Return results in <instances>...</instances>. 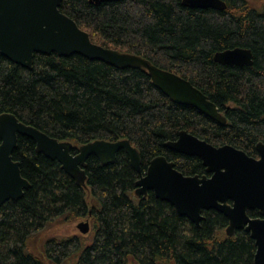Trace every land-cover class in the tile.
<instances>
[{
  "label": "trees",
  "instance_id": "16d2710c",
  "mask_svg": "<svg viewBox=\"0 0 264 264\" xmlns=\"http://www.w3.org/2000/svg\"><path fill=\"white\" fill-rule=\"evenodd\" d=\"M181 1L62 0L59 9L93 43L189 80L218 106L225 125L173 103L143 69L77 54L35 53L31 70L0 55V114L71 142L72 153L94 140L128 139L143 171L163 155L184 175L205 173L199 158L164 147L180 130L256 155V143H264V0H223L224 10ZM235 47L251 50L252 65L213 60L216 52ZM12 158L30 187L0 207V264H254V241L244 230L227 236L222 214L203 211L196 227L151 191L135 196L139 176L122 151L105 166L88 157L84 186L36 152L28 137L18 136ZM248 214L258 216L256 210ZM86 217V234L49 235L57 225Z\"/></svg>",
  "mask_w": 264,
  "mask_h": 264
},
{
  "label": "water",
  "instance_id": "95a60500",
  "mask_svg": "<svg viewBox=\"0 0 264 264\" xmlns=\"http://www.w3.org/2000/svg\"><path fill=\"white\" fill-rule=\"evenodd\" d=\"M62 0H0V55L28 70L32 69L35 53L58 57L81 55L115 68H139L146 71L152 85L173 103L190 106L220 125L226 119L218 106L189 80L155 66L147 59L129 52L106 48L93 43L89 34L73 19L60 11ZM95 4L107 0H90ZM189 8L224 10L223 0H182ZM213 60L225 66L252 65L250 49L235 47L218 51ZM18 136L35 144V150L56 161L60 169L77 186H84L85 161L94 156L102 166L113 164L119 151L128 158L138 173L134 194L146 197L151 191L156 199L169 203L178 215L196 227L204 219L203 211L214 210L227 219L224 233L231 237L238 230L249 234L255 244L254 264H264V143L255 145L256 157L224 144L213 146L197 136L180 130L175 140L164 147L201 160L205 173L184 175L163 155L153 157L145 171L141 168L138 149L128 139L94 140L84 143L72 153L69 141H59L34 126L19 121L11 113L0 114V207L9 200L21 198L30 183L21 176L19 162L12 153ZM256 210L252 217L248 211ZM76 228L86 234L88 220Z\"/></svg>",
  "mask_w": 264,
  "mask_h": 264
},
{
  "label": "rangeland",
  "instance_id": "374dc122",
  "mask_svg": "<svg viewBox=\"0 0 264 264\" xmlns=\"http://www.w3.org/2000/svg\"><path fill=\"white\" fill-rule=\"evenodd\" d=\"M82 220H88V222L90 221L88 217ZM82 220H77L75 222H70V223H65V224L63 223L61 225H57V227L54 228L53 233H49V235L55 234L58 236H67V235L80 234V232L76 228V224ZM89 225H90V222H89Z\"/></svg>",
  "mask_w": 264,
  "mask_h": 264
},
{
  "label": "flooded vegetation",
  "instance_id": "af4514ba",
  "mask_svg": "<svg viewBox=\"0 0 264 264\" xmlns=\"http://www.w3.org/2000/svg\"><path fill=\"white\" fill-rule=\"evenodd\" d=\"M175 140V139H174ZM257 156V154L256 155H254V157H256ZM199 176H201V175H199ZM90 214V213H89Z\"/></svg>",
  "mask_w": 264,
  "mask_h": 264
}]
</instances>
